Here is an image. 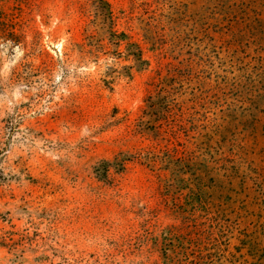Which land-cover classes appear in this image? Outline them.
<instances>
[{"label":"rangeland","instance_id":"374dc122","mask_svg":"<svg viewBox=\"0 0 264 264\" xmlns=\"http://www.w3.org/2000/svg\"><path fill=\"white\" fill-rule=\"evenodd\" d=\"M0 264H264V0H0Z\"/></svg>","mask_w":264,"mask_h":264}]
</instances>
